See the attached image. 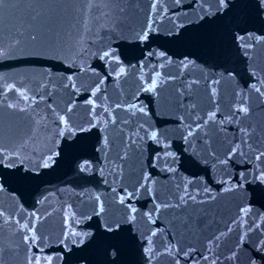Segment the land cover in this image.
<instances>
[{"label": "water", "instance_id": "95a60500", "mask_svg": "<svg viewBox=\"0 0 264 264\" xmlns=\"http://www.w3.org/2000/svg\"><path fill=\"white\" fill-rule=\"evenodd\" d=\"M228 2L0 3V264H264V9Z\"/></svg>", "mask_w": 264, "mask_h": 264}, {"label": "snow or ice", "instance_id": "6c2138e0", "mask_svg": "<svg viewBox=\"0 0 264 264\" xmlns=\"http://www.w3.org/2000/svg\"><path fill=\"white\" fill-rule=\"evenodd\" d=\"M2 2H3V0H0V3H2ZM176 3L179 4V3H180V0H176ZM215 3H216V5H217V11H222L223 9H226V8L229 7V2H228V0H215ZM258 3H259V5L261 6V8L264 9V0H258ZM214 14H215V13H211L210 15H214ZM203 18H204L203 16L200 17V19H203ZM183 27H185V25H183V24L178 25V26H177V29H176V31H175V33L170 32L169 35H176V36L178 37V36H179V30H180L181 28H183ZM152 30H153V29H152V26H151V24H150V25L148 26V29H147V30H145L143 33H139V34H137V39L142 40V41H143V40H147V39H148L149 31H152ZM29 39H30L32 42H35V41H37V36L34 35V34H33V35H30V36H29ZM241 39H243V37H241ZM21 43H22V41H21L20 39H16L13 43H11V44L9 45V47H8L7 49L3 46V44H0V58H3V57H6V56H8V55L13 54L14 51H15L18 47H20ZM160 55L163 56L164 53H161ZM114 56H117V54H116L114 51H112V50H104V51H103V55H102L100 58H101V59H106V58H109V59H110V58H113ZM153 87H155V83H153ZM257 91H259V89H257ZM25 99H27V97H25ZM10 107H12V106L10 105ZM240 111L246 113V112L248 111V109H247L246 107H241ZM213 115H214V114H213ZM61 120H63V117H61ZM65 123H66V122H65ZM189 134H191V133H189ZM156 135H157V134H156L155 132H153V133H152V138L155 139V138H156ZM237 148H238V146H237ZM237 148L232 149V152L234 153V152L237 150ZM0 152H3V149H0ZM260 155H261V156H264V152L260 153ZM259 158H260V157L257 156V159H259ZM2 162H3V161L0 160V163H2ZM9 166H10V165H9ZM44 166H45V167L48 166L47 162H45ZM242 175H243V174H242ZM258 179H259L260 183L264 184V173H261L260 176L258 177ZM242 186H243V185H241V187H242ZM232 187L235 188L236 186L233 185ZM228 190H231V189H228ZM253 191H254V194L264 195V189H261V190L259 191V193H257L256 190H253ZM129 195H131V194H129ZM189 198L192 199V200H195V197H194V196L189 197ZM97 199H98V198H97ZM180 199H181V202H182V203H186V202H187V201L184 200V197H181ZM123 202H124L123 199H121V200H120V203H123ZM164 207H168V205H164ZM102 210H103V207H102V205H101V211H102ZM131 211H132V212H135V209L133 208V209H131ZM130 219H134V217H131ZM23 227H24V228H28V225L25 224ZM104 227H105V231H106L107 233H113V232H116V231L119 230V228H120V224H119V223H115V224H105ZM29 230L31 231V229H29ZM229 231H231V229H229ZM72 235H73V236H78L79 233H73ZM152 235L154 236V235H156V233L153 232ZM28 239H29V237L26 236V237H25V241L27 242ZM31 239H32V242L35 243L36 237H35L34 234H33V236L31 237ZM65 239H67V236L65 237ZM217 239H219V237H217ZM71 243L76 244L77 241H76L75 239H73V240L71 241ZM79 243H80V244H83V240L81 239V240L79 241ZM66 247H67V245H66ZM70 250H71V249H69V251H70ZM144 251H145L146 253H151V251H152V249H151V241H149V246H148L147 248H145ZM168 251L170 252L171 250L169 249ZM257 252L262 254V255L260 256V259H261V260H264V241H261V246L257 249ZM115 254H116V253L113 252V255H115ZM185 255H187V253H185ZM29 264H41V260H40L39 257L30 258V260H29ZM213 264H215V261H213ZM249 264H257V260H256V258H250V259H249Z\"/></svg>", "mask_w": 264, "mask_h": 264}]
</instances>
